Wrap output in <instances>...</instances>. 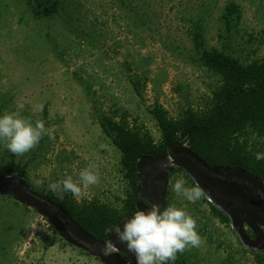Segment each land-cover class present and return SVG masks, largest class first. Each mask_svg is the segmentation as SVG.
<instances>
[{"label": "rangeland", "instance_id": "obj_1", "mask_svg": "<svg viewBox=\"0 0 264 264\" xmlns=\"http://www.w3.org/2000/svg\"><path fill=\"white\" fill-rule=\"evenodd\" d=\"M36 4L0 0V115L42 118L55 139L44 136L23 156L0 141V171L22 166L33 189L46 193L50 183L96 163L98 185L79 201L65 193L78 205L123 211L132 191L121 151L101 126L106 119L160 144L154 109L175 121L209 108L222 81L201 62L196 39L244 63L264 60V0H57L47 15ZM38 104L43 113L34 112ZM179 178L191 187L185 173L171 175L165 207L186 205L202 243L178 253V264H259L203 198L190 203L173 191ZM0 264L102 263L65 243L34 210L2 197Z\"/></svg>", "mask_w": 264, "mask_h": 264}, {"label": "trees", "instance_id": "obj_2", "mask_svg": "<svg viewBox=\"0 0 264 264\" xmlns=\"http://www.w3.org/2000/svg\"><path fill=\"white\" fill-rule=\"evenodd\" d=\"M36 3L35 12L47 15L55 12L57 0H36ZM233 12L230 8L228 16L231 17ZM196 45L203 65L222 81L218 90L213 92V99L206 111L188 110L174 121L163 108L154 109L152 114L162 133L160 144H156L150 136L143 135L139 128H131L128 123H117L109 119L101 123L105 134L111 137L121 151L125 176L132 188L123 211L97 202L78 205L66 194L60 199L52 191L43 193L36 190L60 204L93 236L105 240L109 234L106 229L114 230L128 215H134L139 200L136 187L139 158L165 153L168 145L185 138L191 150L209 165L243 168L264 180V160L258 161L255 158L257 153H264V60L244 63L217 49L204 48L197 39ZM9 172L24 178L31 186L24 167L11 163L1 169L0 177ZM178 172L184 173H174ZM186 177L193 186V181L189 176ZM203 201L223 223H229L204 197ZM252 254L259 264H264V254ZM179 259L177 256L174 262L168 261L167 264L184 263V260Z\"/></svg>", "mask_w": 264, "mask_h": 264}, {"label": "water", "instance_id": "obj_3", "mask_svg": "<svg viewBox=\"0 0 264 264\" xmlns=\"http://www.w3.org/2000/svg\"><path fill=\"white\" fill-rule=\"evenodd\" d=\"M187 139L168 145L165 153L147 155L137 162V209L159 204L165 208L169 177L183 171L204 189V197L230 223L243 248L264 254V180L243 168L211 166L187 145ZM169 157L175 166H169ZM10 197L44 217L68 245L98 259L102 264H137L136 257L120 243L115 229L101 240L84 230L60 204L33 189L13 172L0 177V198ZM128 215L117 227H123ZM111 239L118 251L105 255L104 244ZM126 256L127 259H125Z\"/></svg>", "mask_w": 264, "mask_h": 264}, {"label": "clouds", "instance_id": "obj_4", "mask_svg": "<svg viewBox=\"0 0 264 264\" xmlns=\"http://www.w3.org/2000/svg\"><path fill=\"white\" fill-rule=\"evenodd\" d=\"M43 110V104L34 108V112L43 113ZM54 133L55 127H46L42 118L33 122L31 117H24L18 111L0 115V141H3L7 150L15 156H23L36 148L44 136L55 139ZM100 147L105 148L106 145L101 144ZM255 158L258 161L264 160V153H257ZM169 166H175L171 157ZM99 183V167L96 163H89L75 178L73 175H66L62 180L50 183L48 187L60 199L64 198L65 193H71L79 201L86 195L90 186ZM173 191L190 203L206 196L198 182L187 187L183 178L175 181ZM186 207L170 204L161 209L159 204H153L147 210L137 209L134 215L124 222L122 228H115L116 238L135 255L137 264L174 262L178 253H183L191 247H199L202 243L197 231V220ZM112 231L111 228L106 229L110 234ZM114 251H118L115 244L111 239L107 240L102 252L110 255Z\"/></svg>", "mask_w": 264, "mask_h": 264}, {"label": "flooded vegetation", "instance_id": "obj_5", "mask_svg": "<svg viewBox=\"0 0 264 264\" xmlns=\"http://www.w3.org/2000/svg\"><path fill=\"white\" fill-rule=\"evenodd\" d=\"M124 258L127 259L126 256H124Z\"/></svg>", "mask_w": 264, "mask_h": 264}]
</instances>
